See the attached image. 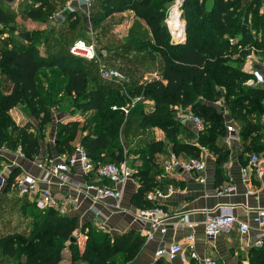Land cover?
Returning <instances> with one entry per match:
<instances>
[{"label": "trees", "instance_id": "1", "mask_svg": "<svg viewBox=\"0 0 264 264\" xmlns=\"http://www.w3.org/2000/svg\"><path fill=\"white\" fill-rule=\"evenodd\" d=\"M34 1L36 7L32 5ZM51 1L0 0V148L17 147L23 157L30 159L37 155L40 144L29 130V123H15L8 110L16 104H27L34 118L40 116L42 126L50 120V109L56 105V98L61 96L57 92L61 91L65 96L74 97L73 109L91 110L96 116L88 130L91 132L81 135L77 145L91 161L117 163L123 159L116 134L123 118L120 107L125 93L117 83L101 78L98 73L99 82L85 66V61L90 60L69 52L74 41L89 43L90 40L82 38L80 33L65 39L49 32L37 44L35 31L19 29L15 39L12 32L8 33V29L13 30L16 16L35 19L41 10L50 7ZM172 1L92 0L88 7L90 23L99 26L112 13L131 10L147 28L145 44L162 62L158 75L143 84L131 82L123 71L114 67L128 78L126 90L132 96L141 95L152 102L148 112L142 103L138 104L140 119L136 129L157 127L164 135V141L144 139L143 149L138 151L147 166L132 171L138 186L131 202L140 209L154 206L145 198L148 191L156 187L163 189L172 182L168 177L159 182L155 179V175L164 171L156 153L167 156L172 152L183 158H198L200 148H206L214 158L215 183L225 180L222 164L227 160L229 149L222 138L227 135V119L238 126L240 157L245 154L242 165L249 154L264 151V121H260V115H264V0H210L208 6L205 0H183L180 10L184 38L177 43L169 41L162 21ZM75 9L66 12L62 22L67 31L77 28L81 21ZM231 38L234 43L229 42ZM251 47L261 64L263 83L248 86L245 81L251 73L242 69V64ZM99 48L106 50L108 59L122 55L117 46L101 43ZM95 50L94 45L96 55ZM88 79L93 84L90 90H86ZM110 83L118 91H111ZM110 92L114 95H106ZM219 100L226 108V115L214 105ZM173 107L186 108L202 120L203 129L194 134L193 141L180 139L184 129ZM130 121L127 118L123 123ZM67 126L58 127L55 145L58 154L69 155L74 151L75 123L69 122ZM45 152L49 157L48 150ZM19 172L17 167L10 169L0 190V264H58L66 252L67 264H125L137 254L144 242L138 231L110 234L89 222L79 226L74 216L59 214L54 208L38 209L25 194L19 195L12 188ZM77 233L85 237L81 249L71 239ZM247 251V260L238 256L237 264H264L263 245L249 247ZM156 264L162 263L159 260Z\"/></svg>", "mask_w": 264, "mask_h": 264}, {"label": "crops", "instance_id": "2", "mask_svg": "<svg viewBox=\"0 0 264 264\" xmlns=\"http://www.w3.org/2000/svg\"><path fill=\"white\" fill-rule=\"evenodd\" d=\"M69 1H67V3ZM74 8H77V5H74ZM147 102L148 104L145 105L144 108L145 112L152 109V102L150 100ZM9 112L13 117V111L9 110ZM221 114L226 115V113L222 111ZM16 117L17 115L14 114L13 119ZM183 120L186 122L185 124L188 129L195 134L196 132L193 124L186 119L185 116ZM25 121H16V123L21 125L25 123ZM149 130H152V132L155 130V133L153 132L154 135L156 131H159L161 135H155V137H153L149 131V134L145 137L147 140L164 141L162 131L155 127H151ZM226 137L228 140H226ZM180 139L183 142L190 140L183 137ZM222 141L228 147L229 154L227 160L222 164L225 180L220 184L217 185L215 183L213 155L203 147L200 148L203 151H201L199 156L203 158L205 163V167L202 171L187 172L176 169L172 172L163 171L162 173L161 170L159 175H155V179L158 182L160 179L167 177L172 180V182L168 184L172 188L171 191L165 192V197L160 201L162 208L168 213V217L165 221V231L163 233L155 232L151 240L144 241L134 258L125 264H156V261L159 260L162 264H197L192 259H187L185 262H180L178 259L168 261L165 257L155 256L154 254L156 249L165 248L173 242H180L182 244L183 239L188 234L193 235V248L199 256L211 255L215 257L220 264H237L238 256H241L243 261L247 260L249 254L247 251L248 247L243 245L245 239H240L236 232L232 231L228 234H218L209 241L204 239L202 233V218L204 211L219 210L220 207H225L228 208L236 218L244 221L254 214V211L257 209L264 208V178L261 180L251 179L249 184L243 183L240 167L242 166L245 154L240 157L237 135H235V132L231 131L222 138ZM55 153L49 150V157H47V153L43 156L41 151H39V153L34 156L35 159L29 162H25L22 159V161H18L15 166L20 169L19 174L27 173L38 175L41 172L38 164H48L50 159L57 156ZM168 155L155 154L159 165L162 164L160 166L161 169ZM178 157L183 159L182 156L178 155ZM87 178L88 177H86V179ZM70 180L78 183L85 179L78 171L72 170ZM228 183L235 185V190L233 192L219 196L214 195L216 189ZM48 186L51 193L59 200L67 196H72L77 199L78 205L69 208L66 211V215L74 216L79 226L84 222H89L95 227L111 234H120L131 229L138 231L140 234L142 233L144 223L134 218L135 213L139 211L140 208L133 205L131 202V196L138 186V181L133 175L123 182L121 197L118 201L105 198L90 203L88 199L82 197L80 191L72 187L71 183L68 185L58 184L54 176L49 177ZM167 186L163 188V191L166 190ZM247 189H251V193H247ZM26 198L29 201H33L31 195H26ZM184 217L190 222V227L186 224L180 226L176 225L177 223H182ZM253 232L252 229L249 231V238L252 237L254 234ZM84 239L85 237L82 234L77 233L75 241L79 249L82 248ZM67 263L68 252L65 253L58 264Z\"/></svg>", "mask_w": 264, "mask_h": 264}, {"label": "built area", "instance_id": "3", "mask_svg": "<svg viewBox=\"0 0 264 264\" xmlns=\"http://www.w3.org/2000/svg\"><path fill=\"white\" fill-rule=\"evenodd\" d=\"M26 1L31 0H16ZM92 0H70L66 4L68 11L73 9L74 5L88 9ZM59 14V13H57ZM62 16V15H61ZM181 34L173 35L170 31V37L177 42L184 38V23L181 22ZM229 42L234 43V39H229ZM69 52L72 55L80 56L85 59H95L94 46L91 42L85 43L82 40L74 41L70 47ZM255 63V68H259V59L251 47V52L244 57V64ZM98 73L101 78L112 80L117 83L121 91L126 94L128 78L123 76L114 68H109L101 63L98 64ZM251 77L245 81L248 86L258 85L263 83V78L260 70L253 69L250 71ZM138 96H134V100ZM123 113L127 114V109L120 107ZM186 119H188L194 126L195 132H200L203 129V122L199 116L187 112ZM227 133L232 131L229 123H225ZM226 140L228 138L226 137ZM38 167L41 172L38 175L18 174L13 182L12 188L21 195H31L35 206L38 209L47 207L54 208L59 214L66 215L69 208L78 205L77 199L72 196H67L61 200L57 199L49 189V177L54 176L57 183L61 185H68L71 183L72 187L80 191L83 198L88 199L90 203L111 198L118 201L121 197V188L123 182L131 177L132 171L127 167L124 160L117 163L114 162H94L88 157L86 152L77 144H75L74 151L69 155H57L50 159L48 164L39 163ZM205 167L203 158L190 157L180 159L177 155L170 152L167 159L163 163V170L165 172H172L176 169H181L187 172H199ZM72 170L78 171L83 175L85 180L74 182L70 180ZM240 174L242 182L249 184L251 179L261 180L264 178V151L258 153H251L248 155L244 165L240 167ZM86 177H88L86 179ZM171 186L168 185L166 190L153 188L145 194V198L154 203L153 207L143 208L137 211L134 218L137 221L143 222L142 235L144 241L151 240L155 232L163 233L165 231V221L168 213L162 208L160 201L165 197V192L171 191ZM235 185L232 183L220 186L215 190L214 195H225L233 192ZM251 189H247V193H251ZM186 224L191 226L187 218H183L182 223H177V226ZM253 230L254 234L251 238L248 237L249 231ZM236 232L240 239H245L243 245L249 247H259L263 245L264 241V208L257 209L246 220L236 218L228 208L220 207L219 210H207L203 213L202 218V233L206 241L211 240L218 234H228ZM194 237L188 234L183 239V243L173 242L165 248H158L154 252L155 256H163L166 260L171 261L178 259L180 262H185L187 259L194 260L197 264H220L217 259L211 255L199 256L193 248Z\"/></svg>", "mask_w": 264, "mask_h": 264}, {"label": "rangeland", "instance_id": "4", "mask_svg": "<svg viewBox=\"0 0 264 264\" xmlns=\"http://www.w3.org/2000/svg\"><path fill=\"white\" fill-rule=\"evenodd\" d=\"M182 2L183 0H173L165 9L162 18L164 29L166 30V32H168L169 41L171 43H177V41H174L170 37L166 20L168 19L169 22L171 17H175L177 19L179 17V20L184 23L183 18L181 17V10H180ZM36 3L37 2L34 1L32 2V5L36 7ZM49 3H50V7L41 10L40 15L35 19H30L26 17L20 18L19 16H16L14 22L15 28L13 27L12 31L11 29H8V33L12 32L11 36L14 37L15 39V37L18 36L17 31L19 29H23L27 31H35L37 34L35 36V43L37 44L40 43L42 41V37L49 32H54L56 35H58V37H63L65 39H68L72 35L76 37V34L80 33L82 38L89 39L90 40L89 42H91L93 46L95 45L96 58L94 60H90V62L85 61V66H87V68L90 69L92 74L96 75V78L98 79L99 82L101 81L100 77L98 76L99 63L108 67H112V68L116 67L120 69L121 71H123L125 75L129 77L131 82L138 81L137 83L143 84L148 80L155 78L158 75V71L162 66V62L156 54L152 55L153 52L150 50V48L147 47L148 45L145 44L144 35L148 33L147 28L144 22L139 17L134 15V13L131 10L123 9L120 12L112 13L102 22L101 26H99V25H92L90 23L88 17V9L77 6V9L75 10L78 11L81 21L77 26V28L67 31L65 25L62 24V22L65 20L64 17L66 15V12H68L67 8L65 7L67 2L57 3L54 0H52ZM209 3L210 0H205V4L207 6L209 5ZM175 4H177V8L174 6ZM170 8L171 11H169ZM2 36L5 37V34H2ZM101 43H107L112 47L117 46L119 48L117 49V51L121 52L122 55H118L116 58L113 59H108V53H106V50L99 48ZM131 44L137 45L138 47L133 48V46L131 47ZM98 50H100L99 53ZM106 59L108 61H106ZM93 65L95 66V68L94 70H91V66ZM242 69H244L247 72H250L253 69L260 70L259 68H255V63L242 64ZM46 74H48V72H46ZM92 85H93L92 82L89 81L88 79L86 83V90H90ZM110 85L112 88L111 91L113 90L118 91L117 87H115L112 83H110ZM57 93H58L57 95H61V96L56 98L57 101L56 105L51 107L50 109V120L42 126L39 123L40 116L34 118L30 110L28 109L27 104L22 103L16 105L18 107L14 105L11 108H9V110L13 111V113L17 115L15 119H13L14 114L12 117V115L8 110L9 117L15 123L16 121L24 122L27 119L25 123L26 122L29 123L28 128L36 136L40 144V151L43 154V156H45L46 150H48V152L50 150L52 151V153L56 152L55 145L57 143L56 142L57 131L59 125L61 126L66 125V127H68L67 124L69 122L75 123L76 138L72 142L73 145H75L78 144V138L81 135L87 132H91L88 130L90 129V127L93 126L94 122L92 120L94 117H96L94 112L91 110L79 111L77 109H73L72 100L74 99V97H71L72 98L71 99L70 97L65 96L61 91ZM106 95H114V94L110 92ZM123 95L125 99L122 102V106L126 108L128 110L127 111L128 114L131 115L123 113V118L121 117L120 119L119 130L117 129L116 138L119 141L120 146L122 148L123 158L127 163V167L129 168V170L134 171L140 166L141 167L147 166L146 163H144V157L141 158L140 152H138L143 149V143L145 141L144 139H146L145 138L146 135L149 134V131L151 132V135L153 137H155V135L159 136L161 134L159 131H156V134L154 135L153 132L155 133V130L153 132L152 130H149V128L151 129V127H147L139 131L136 129L137 128L136 123L140 119V116L138 115V111H139L138 104L142 103V106H144L145 108V105L148 104L147 101L149 100H147L145 97L141 95L138 96V99L134 100V96L130 94L129 90H126V94ZM214 105L217 110L226 113V108L222 106L220 100L216 101ZM172 109L175 113L174 114L175 117L180 120V123L184 129V131L182 132V137L190 139V141H193L194 133L188 129V127L185 124L186 122L183 120V117L186 116L187 112L189 111L186 108H179V107H173ZM127 118L130 119L131 121L128 122L127 124H124L123 121ZM227 120L228 121H225V123L226 124L229 123L232 127V131L235 132V135H237V130H238L237 124H235L230 119ZM262 120L264 121L263 114L260 115V121ZM132 121L134 123L130 124ZM81 128H84V130H82ZM55 154H57L58 156L64 155V153L63 154L55 153ZM22 159L25 162H29L35 158L33 157L30 159L23 157L17 147L0 148V190L2 189L5 183L7 172L10 171V169L15 168L16 167L15 164H17L18 161H22Z\"/></svg>", "mask_w": 264, "mask_h": 264}, {"label": "bare ground", "instance_id": "5", "mask_svg": "<svg viewBox=\"0 0 264 264\" xmlns=\"http://www.w3.org/2000/svg\"><path fill=\"white\" fill-rule=\"evenodd\" d=\"M174 6L177 8V4H175ZM169 11H171V8H170ZM166 24H167V27H168L169 31L173 35H180L181 34V27L182 26H181V21L179 20V17H178V19L175 18V17H171V19L169 20V22H168V19H167L166 20Z\"/></svg>", "mask_w": 264, "mask_h": 264}, {"label": "water", "instance_id": "6", "mask_svg": "<svg viewBox=\"0 0 264 264\" xmlns=\"http://www.w3.org/2000/svg\"><path fill=\"white\" fill-rule=\"evenodd\" d=\"M72 240L75 239V238H71Z\"/></svg>", "mask_w": 264, "mask_h": 264}]
</instances>
